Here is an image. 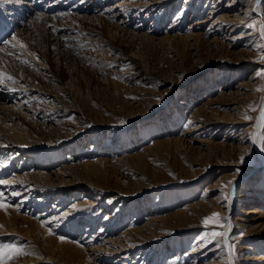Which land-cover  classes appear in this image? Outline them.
<instances>
[{"label":"rangeland","instance_id":"rangeland-1","mask_svg":"<svg viewBox=\"0 0 264 264\" xmlns=\"http://www.w3.org/2000/svg\"><path fill=\"white\" fill-rule=\"evenodd\" d=\"M10 4L49 65L28 39L11 33L0 42V69L19 75L14 91L0 82V135L32 127L39 133L28 131V148L61 151L43 176L52 194L7 183L41 173L21 150L0 149V208L16 226L0 235L31 256L42 251L25 264H264V125L252 129L264 102V0H51L54 11L48 0ZM49 20L60 25L57 39ZM52 68L70 75L53 80ZM71 78L88 81L85 110ZM48 80L65 90L56 94L63 105L45 104L55 95ZM213 213L220 223L205 224Z\"/></svg>","mask_w":264,"mask_h":264},{"label":"bare ground","instance_id":"bare-ground-1","mask_svg":"<svg viewBox=\"0 0 264 264\" xmlns=\"http://www.w3.org/2000/svg\"><path fill=\"white\" fill-rule=\"evenodd\" d=\"M10 1H13V0H6V1H2L3 2V5H1L0 6V19L1 18H4L5 19V21L7 22V24L11 27H13V29H14V32L12 31L11 33H13V35H14V37H16V39H17V41H19L20 42V40H26V39H28L27 41H29L30 39L29 38H27V35L25 34V32L26 33H28V29L29 28H20V26H24L25 24H21L20 25V23H19V19H18V16L16 15V13H13V12H11L9 9H7L6 10V5L7 4H9V6L10 7H12L13 9H17V6L15 7V6H12L11 4H10ZM14 3V2H13ZM122 4V3H121ZM21 9V8H20ZM4 16H3V15ZM71 16V15H70ZM39 17V16H38ZM37 17V18H38ZM40 19V18H39ZM21 22V21H20ZM87 22V21H86ZM0 23L2 24V20H0ZM22 23V22H21ZM47 24H50V28H49V30H48V36H49V38L52 36H54V38L55 39H57L56 37H58L57 35L59 34L58 32H56V31H60V30H57V27L58 26H60L59 24H57V23H53L52 21H47L46 22ZM52 23V24H51ZM3 25V24H2ZM20 25V26H19ZM113 26H114V24H113ZM2 27V26H1ZM260 32V31H259ZM10 33V34H11ZM30 33V32H29ZM261 33V32H260ZM73 35V34H72ZM62 37V36H61ZM75 37V36H74ZM263 37V40H264V36H262ZM76 38V37H75ZM120 38V37H119ZM20 39V40H19ZM53 39V38H52ZM37 40V39H36ZM46 40V39H45ZM60 40V39H59ZM34 41V40H33ZM0 42H1V40H0ZM23 42V41H22ZM38 42V41H37ZM6 43H8V44H12L11 42H10V40H7V42ZM24 43V42H23ZM29 44V46H30V50H32V51H37L38 53H40V56H42V59L44 60L43 62H45L44 64H48L49 65V60H48V55H47V51H44V50H40V48H39V46H37V45H39L38 43L37 44H33L32 42H28ZM35 43V42H34ZM40 43V42H39ZM56 45H57V43H56ZM3 46H4V44H3ZM40 46H42V45H40ZM12 47H13V45H12ZM18 50V49H17ZM49 50H51V48L49 49ZM62 50V49H61ZM28 51H29V49H28ZM32 51H30V53H32ZM71 51V50H70ZM49 52H51V51H49ZM73 53V52H72ZM5 54H6V52H5V47H0V62H1V64H3V65H5V62H7V57L5 56ZM39 55V54H38ZM35 56V55H34ZM65 56V55H64ZM18 56H16V58H17ZM71 57V56H70ZM16 58H14V59H16ZM66 58V57H65ZM69 58V57H68ZM68 58H66V59H68ZM88 58V57H87ZM21 59H23V56L22 57H19V60H21ZM17 60V59H16ZM41 60V59H40ZM24 61V60H23ZM9 62V61H8ZM14 62H15V60H14ZM20 62V61H19ZM19 62H15V64L17 65V67L20 69L21 67H23L24 66V64H21V63H19ZM66 62V61H65ZM73 63V62H72ZM74 64V63H73ZM21 65V66H20ZM68 65V64H67ZM56 67V66H55ZM17 69V68H16ZM18 69V70H19ZM65 70V69H64ZM33 71V70H32ZM51 71H52V74H53V77H54V79L53 80H57V81H61V79L62 80H66L67 78H68V76L70 75V74H66V72L65 71H63L62 69H60V68H58V69H54V68H52L51 69ZM0 72H3V73H6L7 75H10V76H12L13 78H14V76L16 75L15 74V72H17V71H15L14 70V72L13 73H11V72H9V71H6L4 68H2V69H0ZM39 72V71H38ZM40 76H41V74H39ZM38 74H37V72H35V74H33V76H34V79L36 80V81H40L44 76H42V78L39 76ZM43 75V74H42ZM16 76H18L19 77V75H16ZM18 77H16V79H15V81H17L19 78ZM10 81V85L13 87V91H14V89H16V88H19V86H18V83H13V81L12 80H9ZM48 81H50V82H47L46 81V83L45 84H50L49 85V87L47 86V87H45V88H47V89H45L47 92L49 91L48 89L50 88V87H54L55 88V95L53 94V96L54 97H52V99H50V98H48L47 100H45V104L47 105V106H51V105H56V106H60V105H63V104H60L59 102V99H57V95L56 94H58V95H63L64 93H65V90L63 89V88H61V86L60 85H58V84H56V83H54V81H52V80H48ZM56 81V82H57ZM69 82H70V84L72 85V86H74V92H76L77 90L79 91V94L81 93L82 94V97H78V99H76L75 98V102L76 103H78V107H80L81 109H83V110H85V105L86 106H88L89 104H90V102H89V100H90V97L88 96V93L90 92L89 91V85H87V83H88V81H87V83L86 84H83L81 81H80V79H77V80H75L74 78H71V79H69L68 80ZM45 82V81H44ZM39 83V82H38ZM38 83H36V84H38ZM16 85V86H15ZM32 85H34V84H32ZM36 86V85H35ZM42 86V85H41ZM46 86V85H45ZM69 86V85H68ZM39 87H40V85H39ZM43 87V86H42ZM53 88V89H54ZM80 88L82 89V91L83 92H80L81 90H80ZM32 89V88H31ZM40 90V89H39ZM70 91V90H69ZM33 92H35V90L33 91ZM37 92V94H39V96L41 97V98H43L44 96H43V94H41L38 90L36 91ZM42 92H43V90H42ZM34 94H36V93H34ZM45 94V93H44ZM47 94V93H46ZM73 94V93H72ZM31 96V95H30ZM33 96V95H32ZM49 96V95H48ZM47 96V97H48ZM75 97V96H74ZM80 98H83L82 100L80 99ZM45 99V98H44ZM43 99V100H44ZM69 99V98H68ZM62 100V99H61ZM71 100V99H70ZM54 101H56V102H54ZM92 101V100H91ZM72 102V101H71ZM261 104V103H260ZM23 105V104H22ZM77 105V104H76ZM40 106V105H39ZM43 106V105H42ZM49 106V107H50ZM65 106V105H64ZM63 106V107H64ZM25 107V106H24ZM34 107V106H33ZM73 107H74V105H73ZM77 107V106H76ZM30 108H32V107H30ZM44 108H46V106L44 107ZM261 108H264V102H262V104L261 105H259V113H257V115H256V117L254 118V120H253V132L254 131H258L259 132V134H261V129H262V124L259 122V115H260V110H261ZM24 109V108H23ZM28 109V108H27ZM46 109H48V108H46ZM79 109V108H78ZM31 110V109H30ZM39 110V109H38ZM56 110V109H55ZM89 110V109H88ZM9 111V110H8ZM7 111V112H8ZM34 111H36V110H34ZM44 111H46V110H44ZM57 111H59V110H57ZM66 111V110H65ZM82 111V110H81ZM94 111V110H93ZM92 111V112H93ZM96 111V110H95ZM1 112V111H0ZM12 112V111H11ZM10 112V113H11ZM47 112V111H46ZM2 113H3V111H2ZM15 113V112H14ZM64 113V112H63ZM62 113V114H63ZM4 114V113H3ZM2 114V115H3ZM61 114V113H60ZM5 115V114H4ZM6 115H8V114H6ZM11 115H12V113H11ZM59 115V114H58ZM74 115V114H73ZM25 116V115H24ZM27 116H28V114H27ZM32 116V115H31ZM9 117H10V115H9ZM12 117V116H11ZM11 117H10V119H11ZM6 118V117H5ZM52 118H53V116H52ZM84 124V123H83ZM27 126V125H26ZM37 127H38V125H36ZM15 127V126H14ZM35 127V126H34ZM26 128H28V127H26ZM26 128H25V130H26ZM44 128V127H43ZM22 129V128H21ZM57 129V128H56ZM59 129V128H58ZM23 130V129H22ZM42 130V129H41ZM44 130V129H43ZM28 131L31 133V134H33L34 135V133H35V131H37V129L35 130L34 128H32V127H30V128H28L27 129V134L23 131V132H19V131H16V130H12V134H10L11 135V137H7L6 135H4V134H2V135H0V149H3V148H1V147H5V146H8L10 149H13V150H16V151H20L21 150V152H19V153H21V154H25L23 157H22V159L23 158H25L26 160H28L27 159V155L28 156H31V158H32V160L34 159V161H33V165H34V167L35 168H37V167H39V171H38V173L40 174V175H38V176H36V173H25V176H24V173L23 174H18L17 175V177L19 178H13V177H10V178H8L7 179V183H10V182H12V181H15V182H17V183H24V184H27V183H34L35 184V186H37L38 187V191L39 192H43L42 191V189H45L44 187H46V188H48V189H50V190H48V189H46V190H48V191H50L52 194H55L58 190H56L54 187H52L51 185H50V183L51 182H49V180L51 181V177H46V179L47 180H44V175H46V174H48V173H46L45 172V167H46V164H47V166L48 165H50V164H56L57 162H59L60 161V159H61V157H60V155H59V153H58V149H57V147H55L54 145L52 146V147H49V146H47V147H45V148H36V147H32V148H28L27 146L29 145V141H28V138H26V136L29 134L28 133ZM40 131V130H39ZM59 131V130H58ZM6 132V131H5ZM38 132V131H37ZM37 132L35 133V134H37ZM43 132V131H42ZM39 133V132H38ZM43 133H45L46 134V132H43ZM65 133V132H64ZM255 133V132H254ZM61 134V133H60ZM67 134V133H66ZM40 135V134H39ZM44 135V134H43ZM47 135V134H46ZM52 135V134H51ZM67 135H69V134H67ZM59 136V135H58ZM63 136V135H62ZM43 137V136H42ZM51 137V136H50ZM8 138H12L13 139V141L12 142H10L9 140H8ZM34 138V142H38L39 140H38V138L36 137V139H35V137H32V139ZM44 138V137H43ZM42 138V139H43ZM48 139H50V141H51V139L52 138H49V136L47 137ZM254 138H255V136H254ZM30 139V138H29ZM31 139V140H32ZM54 139V138H53ZM56 139H57V137H56ZM45 140V139H44ZM55 140V139H54ZM41 141V140H40ZM49 141V142H50ZM48 142V143H49ZM52 142V141H51ZM50 142V143H51ZM56 142V141H55ZM257 143V142H256ZM80 147V146H79ZM4 149H6V147L4 148ZM9 149V150H10ZM6 152V151H5ZM29 153V154H28ZM14 157V159L17 157L16 155H14L13 156ZM30 162V161H29ZM31 163V162H30ZM32 164H31V167H32ZM94 164V163H93ZM78 165V164H77ZM69 166V165H68ZM74 166H72V168H73ZM76 167V166H75ZM4 168V167H3ZM62 168H64V167H62ZM62 168L61 167H58V169H57V172H59V173H61L60 171H62ZM69 168V167H68ZM78 168V167H77ZM65 169V168H64ZM67 169V168H66ZM76 169V168H75ZM3 170V169H2ZM88 170V169H87ZM68 171H70V170H68ZM35 172V171H34ZM54 172V171H53ZM63 172V174H65L64 173V170L62 171ZM82 172V171H81ZM94 172V171H93ZM80 173V172H79ZM90 173V172H89ZM58 173H56V175H57ZM96 175V174H95ZM51 176V175H50ZM78 177V176H77ZM56 178V177H55ZM60 178V177H59ZM27 179H29V180H27ZM54 179V178H53ZM57 179H58V177H57ZM28 181V182H27ZM46 181V182H45ZM56 181H58V180H56ZM54 182V181H53ZM62 182H64V181H62ZM69 182H71V180L69 181ZM13 183V182H12ZM16 183V184H17ZM48 183V184H47ZM75 183V182H74ZM47 184V185H46ZM60 184V183H59ZM19 185V184H18ZM17 185V186H18ZM58 185V184H57ZM19 186H21V185H19ZM27 187L28 188H30V189H33L34 188V185H27ZM22 188H24V187H22ZM41 190H40V189ZM58 188V187H57ZM36 189V188H35ZM12 190V189H11ZM20 190H23V189H20ZM20 190L18 191L19 193H20ZM34 191V190H33ZM36 191V190H35ZM37 191V192H38ZM24 192V191H23ZM29 192V191H28ZM36 192V193H37ZM14 194H16V192H14L13 190L11 191V195H14ZM32 194V193H31ZM31 194H29V195H31ZM61 194H58V196H60ZM36 196V195H35ZM27 198V202H31V200L32 199H29L28 198V196L26 197ZM40 199V198H39ZM13 207H10V208H8V210L9 211H11V214H14V215H16L15 214V212H14V209H12ZM0 215H1V217H5L4 219H2L1 221H0V231L1 230H14L15 229V221H13L12 220V216L13 215H11L10 216V214H8L7 213V211H4L3 209H1L0 208ZM0 217V218H1ZM28 218V217H27ZM54 218V217H53ZM72 219V218H71ZM42 220V219H41ZM76 220V219H75ZM69 221V220H68ZM80 221V220H79ZM31 222H32V220H31ZM30 222V223H31ZM29 223V222H28ZM29 223V224H30ZM62 223V222H61ZM35 224H37V223H35ZM38 225V224H37ZM31 226V225H30ZM34 227V226H33ZM37 227V226H36ZM35 227V228H36ZM75 227V226H74ZM38 228V227H37ZM36 228V229H37ZM230 228V227H229ZM39 229V228H38ZM30 230V228L28 229V227H27V230L26 231H29ZM35 231V230H34ZM37 232V231H36ZM35 233V232H34ZM11 235H9V236H7V237H4V236H1L0 235V249H3L5 246H9V245H12L13 244V246H16V247H19V248H21V249H23L26 253H27V255H19V256H15L13 259H11L10 261H8V264H25V263H27V262H30V261H32L34 258H35V256H40L41 254H42V251H41V249L40 248H35L37 251L35 252V253H37V255H35V256H31L30 254H31V252H30V250L28 251V247H26L25 245H23V244H21L20 242H17L16 240H14V238H13V236L12 237H10ZM48 239H50V238H48ZM48 242V241H47ZM66 243V242H65ZM64 243V244H65ZM68 244V243H67ZM70 245H72V243L70 244ZM69 245V246H70ZM64 246V245H63ZM68 246V245H67ZM76 247V246H75ZM67 248V247H66ZM78 248V247H77ZM75 249V248H74ZM74 249H73V251H74ZM78 250V249H77ZM72 253H74V252H72ZM69 255V254H68ZM25 257H28L29 259L27 260V261H25L26 260V258ZM60 257H61V255H60ZM25 259V260H24ZM87 259V258H86Z\"/></svg>","mask_w":264,"mask_h":264},{"label":"snow or ice","instance_id":"snow-or-ice-1","mask_svg":"<svg viewBox=\"0 0 264 264\" xmlns=\"http://www.w3.org/2000/svg\"><path fill=\"white\" fill-rule=\"evenodd\" d=\"M260 32H261V35L264 36V26H261ZM13 39H16V37H13ZM21 47H24V45L21 44ZM258 75H260V73H258ZM5 79L12 80L13 83H15V80L12 76L7 75L6 73L0 72V82H3V80ZM246 119H251V117H246ZM258 119H259V122L262 125H264V108H261ZM0 183H5V181H0ZM0 207H4V204L2 201H0ZM210 221L213 223L219 224L220 223L219 214L213 213L212 216L206 217L204 223L207 224ZM211 235L213 238H216L217 236L223 237L225 233L213 232ZM19 255H27V253L23 249L13 246V245L5 246L3 249H0V264H8V261L13 259L15 256H19Z\"/></svg>","mask_w":264,"mask_h":264}]
</instances>
